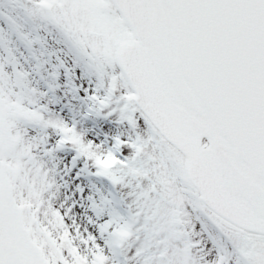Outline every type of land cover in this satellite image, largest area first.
I'll list each match as a JSON object with an SVG mask.
<instances>
[{"label": "snow or ice", "instance_id": "6c2138e0", "mask_svg": "<svg viewBox=\"0 0 264 264\" xmlns=\"http://www.w3.org/2000/svg\"><path fill=\"white\" fill-rule=\"evenodd\" d=\"M0 264H264V0H0Z\"/></svg>", "mask_w": 264, "mask_h": 264}]
</instances>
